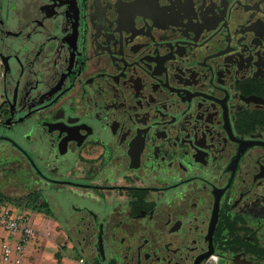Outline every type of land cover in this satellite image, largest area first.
<instances>
[{"label": "flooded vegetation", "instance_id": "obj_1", "mask_svg": "<svg viewBox=\"0 0 264 264\" xmlns=\"http://www.w3.org/2000/svg\"><path fill=\"white\" fill-rule=\"evenodd\" d=\"M0 193L89 264H264V0H0Z\"/></svg>", "mask_w": 264, "mask_h": 264}, {"label": "rangeland", "instance_id": "obj_2", "mask_svg": "<svg viewBox=\"0 0 264 264\" xmlns=\"http://www.w3.org/2000/svg\"><path fill=\"white\" fill-rule=\"evenodd\" d=\"M0 205L10 210H17L11 204L3 203ZM24 210L26 212L30 210L28 214L30 223L32 222V219L35 220V225L37 224V222L41 221L37 218V210H31L26 208H24ZM46 229V233L44 232L43 234L38 229L37 235L31 240L28 245V253L33 250L34 252L39 254L38 256H40L41 260L50 264L56 263V261L59 262V264H77V260L81 256L72 252L71 249L68 247V243L62 234L63 227H56V230H54L52 226L48 224L46 225ZM50 231L52 235L50 234ZM57 232L58 236L56 237L55 234ZM4 236L8 237V233L0 228V239ZM12 246H14V244ZM55 253H58L59 255V258H57V260L54 258ZM15 262L16 261H14V263ZM19 262H16V264H19Z\"/></svg>", "mask_w": 264, "mask_h": 264}, {"label": "built area", "instance_id": "obj_3", "mask_svg": "<svg viewBox=\"0 0 264 264\" xmlns=\"http://www.w3.org/2000/svg\"><path fill=\"white\" fill-rule=\"evenodd\" d=\"M0 228L8 233L9 238L16 240L13 248L8 243L3 244V259L7 261L14 255L16 262H19L31 239L36 234L28 215L22 210H10L0 205ZM77 264L89 263L81 256L78 258Z\"/></svg>", "mask_w": 264, "mask_h": 264}, {"label": "crops", "instance_id": "obj_4", "mask_svg": "<svg viewBox=\"0 0 264 264\" xmlns=\"http://www.w3.org/2000/svg\"><path fill=\"white\" fill-rule=\"evenodd\" d=\"M17 209L19 210H22L24 213H26L27 215L29 214V211L26 212L24 210V208H21V207H16ZM37 214V218L41 221L37 222V224L35 225V220L32 219V227L34 228V230L36 231V234L33 236V238L37 235L38 233V229L41 231V233L43 234L44 232L46 233V225H51L52 228L54 230H56V227H60L57 223L55 222H52V221H46L44 219V216L42 215V213H36ZM50 234L52 235L51 231H50ZM56 237L58 236V232L55 234ZM32 238V239H33ZM55 238V237H54ZM31 239V240H32ZM15 242L16 240L14 239H11L7 236H4L0 239V264H16V262L14 263L15 260V256L12 255L7 261H5L3 259V253H2V246L4 243H8L12 248L14 246H12L13 244L15 245ZM31 242V241H30ZM29 245V244H28ZM39 254L34 252L33 250H31L30 253H28V247H27V250L24 254V256L22 257V259H20V262L19 264H50L48 262H44L43 260L40 259V256H38ZM54 258L57 260V258H59V255L58 253H55L54 255ZM53 264H59V262L56 261V263H53Z\"/></svg>", "mask_w": 264, "mask_h": 264}, {"label": "trees", "instance_id": "obj_5", "mask_svg": "<svg viewBox=\"0 0 264 264\" xmlns=\"http://www.w3.org/2000/svg\"><path fill=\"white\" fill-rule=\"evenodd\" d=\"M8 199L6 196L0 193V204L7 203Z\"/></svg>", "mask_w": 264, "mask_h": 264}]
</instances>
